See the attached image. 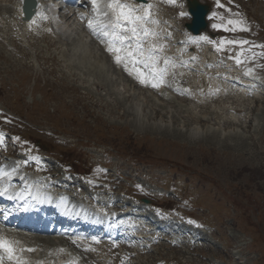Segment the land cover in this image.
Wrapping results in <instances>:
<instances>
[{
    "label": "rangeland",
    "instance_id": "obj_1",
    "mask_svg": "<svg viewBox=\"0 0 264 264\" xmlns=\"http://www.w3.org/2000/svg\"><path fill=\"white\" fill-rule=\"evenodd\" d=\"M203 1L211 5L203 36L217 38L216 46L246 41L222 49L234 65L243 66L246 77H255L264 87V0ZM165 8L175 36L181 38L178 29L188 21L181 15L184 9ZM217 16L228 30L213 27ZM229 19L241 24L228 25ZM78 29L72 36L61 35L60 41L39 36L29 44L14 41L8 29L7 34L0 30V153L15 150V158L30 168L36 161L51 165L33 145L37 142L64 163L74 159L86 174L85 182L78 183L86 199L103 196L106 201L118 198L119 192L135 196L145 207L150 204L142 198L157 206L173 199L179 213L172 220L182 222L184 213L199 219L195 223L203 228V240L189 248L159 240L119 264H264V93L255 102L235 103L240 110L232 120L227 101L199 107L166 90L167 98L150 88L140 91L112 64L103 75L92 73L103 54L91 53ZM11 41L13 45L6 44ZM8 132H14V141L6 139ZM88 149L97 156L91 159ZM116 155L119 160L112 158ZM98 157L100 163L95 162ZM112 159L119 176H111L115 167L101 166ZM184 188L190 192L180 203ZM193 201L199 209L190 210ZM73 252L82 258V252Z\"/></svg>",
    "mask_w": 264,
    "mask_h": 264
},
{
    "label": "bare ground",
    "instance_id": "obj_2",
    "mask_svg": "<svg viewBox=\"0 0 264 264\" xmlns=\"http://www.w3.org/2000/svg\"><path fill=\"white\" fill-rule=\"evenodd\" d=\"M7 1H9V0H2V2H1L2 4H0V8L1 9H5V10L10 12L8 7L3 5V2L7 3ZM38 1H39V6L37 7L38 11H40V8H46L47 9L46 6H47L48 0H45V1L44 0H38ZM98 2H99V8H95L92 5V12H90L88 9H84V11L87 12L91 16V18L94 16L93 15L94 13H97L99 16H101V15H103V12H105V11L109 12L110 11V10H108L105 7V5L109 2V0H98ZM121 2L129 4V5L133 6L134 8H137L138 10L145 9V8H147L148 5H151V8L153 7L152 2L148 3V4L135 3V0H121ZM20 4L17 5V9H18ZM9 8H11L12 12H14V5L13 4L9 5ZM73 14H76V18H79L77 13H73ZM93 20L94 19H92V21ZM60 24L62 26H66L67 29H68L67 31H69V29L71 28L70 27V20L67 17H64L63 20H61ZM71 25L73 27L75 24L73 23ZM75 26H77V24ZM82 33L84 34V32H82ZM120 34L129 37V40L125 42V45H127V46L132 45V47H135V44H131L130 43V42H132L134 40L133 38H131V33L130 32L120 33ZM195 38H197V37H195ZM113 39H114L113 36L110 35V37L108 38V41L113 40ZM60 40L61 39H59V41ZM86 42H88V47L90 48L91 53H94V52L99 53V51H100L103 54L101 60L99 61V63L95 64L94 67L90 69V71L92 73L103 75L105 73L107 67L112 64L128 80V82H130V84L133 86V88H135L134 87L135 85L129 79L130 76H135L136 75L133 71H130V69L132 68L130 65H129V70L126 71L124 69V64L123 63H117L116 60L113 57H110L108 55L105 56L106 54L98 46L99 44H97L96 42H93V41H87V39L84 40L83 44L86 45ZM174 48L177 49V47H174ZM177 52H180V54H181L180 59L181 60L175 59V60L168 61V63L165 64V69L164 70L162 69L161 65L157 61L156 64L159 65L160 70H163L164 78H166L170 74V70L172 68H174V67H177V69L179 71H183L184 72L183 76L185 74H187L190 70H193V72L194 71L195 72L199 71L200 73H202V75L204 77L208 78V81H210V80L212 81V85L207 86V89H208L209 92H212L214 94L215 99L218 98L217 96H219V93L222 92L223 89H226V90H230L231 89V90H234V92L236 93L235 88L231 84V81H232L231 76H233V74H234L233 70H230V69L225 68V67L221 68L220 65L219 66L216 65L215 68H214L215 69V75H213L211 73L212 67L208 63L207 64L206 63L202 64L203 63V62H201V61H203L202 59H199L198 57H192V52H190L187 49L186 46L178 47ZM86 56H87V53L84 54V57H86ZM212 62L214 63L215 61H212ZM80 63H83V60H81ZM215 64H219V63L215 62ZM182 67H184V69ZM185 67H189L191 69L187 70V69H185ZM159 68H157V69H159ZM74 74H78V73L74 72ZM160 84H161V86L162 85L166 86L168 84V82H167V80L163 79V82L160 83ZM96 85H97V87H103V85L100 84V83H97ZM136 86H138V85H136ZM138 90L146 91V90L141 89V88L138 89ZM151 91H152V89H151ZM168 91L171 92V95L173 94V92H172L173 89L172 90H168ZM187 92L191 96L197 98L198 101H194V102H196L199 106H205V105H208V103L212 102V100L209 99L208 95H206L205 92L199 91L195 87L190 86L189 84L187 86ZM238 93L244 95L243 91L242 92L238 91ZM163 95L166 98L168 97L167 92H163ZM171 97H173V95ZM181 98L185 99L183 97H181ZM215 99H213V101H216ZM228 100L229 101H227V102L230 104L229 105V107H230V106L233 105L232 103H234V102L231 99H229V98H228ZM215 103H219V102H215ZM206 107H208V106H206ZM226 109L229 110V108H226ZM230 116L233 117L232 120H235V118L236 119L238 118V115L235 114L233 109L230 111ZM199 127L200 126H198V128H196V129L198 130ZM193 128H195V127H193ZM199 131H200V129H199ZM193 132H195V131L193 130ZM118 209L120 210V212L124 211V210L127 209V205L126 204H118ZM133 211L137 212L136 209H134ZM135 214L138 215V213H135ZM166 226H171V225L169 223L165 222V227ZM0 236H4L8 240L13 241L14 242V246H16L18 248V250H20L19 255L18 256L15 255L14 259H11V260L9 258L7 259V261L9 263L17 264V262L19 261L20 264H24L25 260H27L29 262V264H40V262H42L41 264H51L50 262H48L45 259H43V261H40L39 259H35L34 258L35 254H32L31 256L29 254H27V252H29L28 249L32 248L33 245L34 246H42L43 243L50 245L49 242H46L47 240L40 239V237H37L35 235L30 237V236L25 235V234H16L13 230H10V229H7V228H4V229L0 230ZM46 238H48V237H46ZM25 245L27 246V249H24V247H22V246H25ZM47 246H45V247H47ZM52 264H54V263H52Z\"/></svg>",
    "mask_w": 264,
    "mask_h": 264
},
{
    "label": "snow or ice",
    "instance_id": "obj_3",
    "mask_svg": "<svg viewBox=\"0 0 264 264\" xmlns=\"http://www.w3.org/2000/svg\"><path fill=\"white\" fill-rule=\"evenodd\" d=\"M93 7L99 8L98 0H91ZM171 2V0H170ZM105 7L111 12V24L114 29H126L131 33V38L135 40V47L129 45L127 48L124 47L126 41L129 40L128 36H116L115 33H109L107 31L104 32L105 36L112 35L113 40L109 41V46L107 50L111 53L115 54V60L117 63H123L126 70H129V64L132 65L130 71H134L137 73L141 83H152L153 87H159L160 83L163 82V70H159L155 67L157 63V57L153 54L157 49H162V45H158L156 43H149L146 48L144 43L141 42L142 38H148L155 36V33L146 26V21L150 17V9L151 5H148L147 8L138 10L133 6L122 3L121 0H109V2L105 5ZM140 11V14L137 12ZM104 16H108L109 12H103ZM181 15H184L181 13ZM215 15V14H214ZM157 23L158 21H153ZM94 21H88V27L93 28ZM228 25H240L241 21L231 20L227 21ZM214 28L225 27V30H228L225 25L214 24ZM232 30H235L233 28ZM202 40H209L207 36L200 37ZM115 40H119V47L115 46ZM212 43L215 44L214 41ZM240 43L244 44L246 41H221V43L217 46L218 50L222 49L225 44H235ZM236 62L240 63V59L236 58ZM165 64L168 63V60L165 59ZM141 64L144 68L150 69L148 73H145L140 68H137L136 65ZM151 77V80H149ZM2 135V134H0ZM4 175H8V173H4ZM7 189L0 191V195H3ZM0 249H2L8 256V258H15V247L14 242L8 240L4 236H0ZM32 251V249H28ZM2 259V258H0ZM17 264H20L18 261Z\"/></svg>",
    "mask_w": 264,
    "mask_h": 264
},
{
    "label": "water",
    "instance_id": "obj_4",
    "mask_svg": "<svg viewBox=\"0 0 264 264\" xmlns=\"http://www.w3.org/2000/svg\"><path fill=\"white\" fill-rule=\"evenodd\" d=\"M191 7V10L195 15V19L193 24L190 25V27L193 31L198 32L203 26H205L204 15L206 13V9L197 3H193Z\"/></svg>",
    "mask_w": 264,
    "mask_h": 264
}]
</instances>
